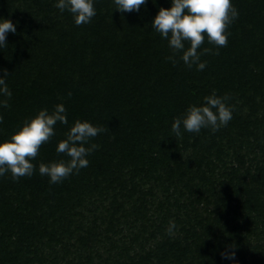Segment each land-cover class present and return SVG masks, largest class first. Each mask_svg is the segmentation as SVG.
<instances>
[{
	"label": "trees",
	"instance_id": "16d2710c",
	"mask_svg": "<svg viewBox=\"0 0 264 264\" xmlns=\"http://www.w3.org/2000/svg\"><path fill=\"white\" fill-rule=\"evenodd\" d=\"M54 4L0 0V18L26 10L29 20L0 49L13 94L0 108V141L58 103L69 124L105 130L90 141L98 147L88 166L62 183L38 172L67 159L55 151L68 131L59 123L31 177H0V264H264V0H232L239 16L228 43L201 56L203 71L166 60L150 22L170 0L123 13L96 0V16L80 27ZM212 90L230 97L228 126L175 137L173 118ZM158 181L173 192L149 214ZM171 199L182 211L174 237L162 210Z\"/></svg>",
	"mask_w": 264,
	"mask_h": 264
},
{
	"label": "clouds",
	"instance_id": "9594fccd",
	"mask_svg": "<svg viewBox=\"0 0 264 264\" xmlns=\"http://www.w3.org/2000/svg\"><path fill=\"white\" fill-rule=\"evenodd\" d=\"M148 0H112L113 9L118 12H139ZM171 7L160 8L150 24L162 40L167 42L171 54L166 57L173 65L179 61L192 69L203 71L207 62L202 55H218L219 49L228 43L227 31L239 16L232 0H170ZM96 0H55L54 6L61 12H68L75 25L88 24L96 16ZM16 32V24L0 18V49L6 48L8 33ZM207 40L213 47L201 46ZM0 76V108H9L12 97L5 70ZM71 96V93H68ZM230 97L219 96L215 90L202 98L198 104H190L183 113L173 118L171 132L182 137L184 132L200 133L202 129L218 131L227 127L233 118L234 106L228 103ZM3 115L0 114V123ZM57 123L68 126L65 138L58 141L55 151L67 159L48 163L41 162L38 172L46 176L50 184L62 183L73 174H78L89 164L87 157L98 145L90 141L105 129L87 120H74L69 124L68 111L63 103L56 104L51 111L48 108L38 110L35 116L25 118L10 138L0 141V177L10 175L18 181L21 177H31L37 170L32 162L39 150L56 136ZM177 230L175 221L170 220L166 229L169 235ZM224 259H235V254L224 255Z\"/></svg>",
	"mask_w": 264,
	"mask_h": 264
},
{
	"label": "rangeland",
	"instance_id": "374dc122",
	"mask_svg": "<svg viewBox=\"0 0 264 264\" xmlns=\"http://www.w3.org/2000/svg\"><path fill=\"white\" fill-rule=\"evenodd\" d=\"M26 10H24L23 12H19L18 10H14V11H10L9 14L7 15L6 19L8 20H11L14 24H16V26L19 24L20 26H25L27 23H28V19L25 17V14H26ZM29 13L31 14H35L36 12H34V10L31 9V12L29 11ZM64 14H67V15H70L69 13L67 12H64ZM28 17V16H27ZM36 23V21L34 20V23L33 25ZM80 27V25H79ZM150 183L146 184L144 183V187H150L152 185H154V182L153 181H149ZM155 185H158V187L155 188V190L153 191L154 192V197L151 199L152 202H154L152 208V212H150L149 214L155 212V207H156V204H158L159 200L161 199L162 201L165 200V196L169 195L171 196L172 192H173V188L169 187L168 184H163L161 183V181H158L157 183H155ZM166 190H169L168 193H166ZM164 190V193L162 192ZM167 194V195H166ZM173 202L174 200H169V204H166L167 206L162 209L163 210V213H166V215L170 216L169 219H168V223L170 220H175L178 216H180V219H181V209L175 207V206H171L173 205ZM183 201L181 200L180 203H182ZM170 205V206H169ZM167 209H169V211L167 212ZM166 211V212H165ZM158 213V212H157ZM162 213V215H163ZM159 214V213H158ZM156 219V218H155ZM179 229H180V225L177 224V230L175 231L174 234H172L171 236L174 237L176 235L179 234ZM123 234H126V233H123ZM158 239H160L159 236H157ZM149 244L146 245V247H148Z\"/></svg>",
	"mask_w": 264,
	"mask_h": 264
}]
</instances>
